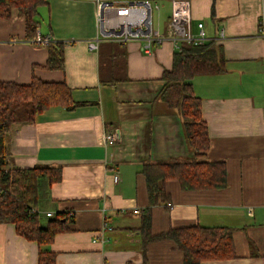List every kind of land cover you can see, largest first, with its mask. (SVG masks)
<instances>
[{
	"label": "crops",
	"instance_id": "0c3cea01",
	"mask_svg": "<svg viewBox=\"0 0 264 264\" xmlns=\"http://www.w3.org/2000/svg\"><path fill=\"white\" fill-rule=\"evenodd\" d=\"M44 2L38 32L66 43L63 68L44 67L47 47L25 39L24 17L11 8L0 18V80L64 82L82 103L70 111L51 108L7 135L8 168L60 167L58 182H39L37 208L42 220L47 212H66L70 230L56 233L45 248L54 264H182L173 240L143 245L138 231L148 204L143 163L193 154L178 112L158 98L173 42L165 39L150 53L138 41H102L92 50L87 40L98 34L95 2ZM156 5L153 28L164 33L170 4ZM198 22L225 58L224 71L195 75L191 83L207 124L206 158L225 162L227 184L182 190L167 181L169 200L150 209V231L228 227L232 256L200 264H264V0H191L193 33ZM39 248L12 223H0V264H38Z\"/></svg>",
	"mask_w": 264,
	"mask_h": 264
},
{
	"label": "trees",
	"instance_id": "16d2710c",
	"mask_svg": "<svg viewBox=\"0 0 264 264\" xmlns=\"http://www.w3.org/2000/svg\"><path fill=\"white\" fill-rule=\"evenodd\" d=\"M43 5V0H0V18H8L11 8L18 9L24 17L25 39L33 40ZM65 44L55 40L47 44L45 68H63ZM175 50L171 69L162 72L164 85L158 98L167 108L178 112L187 148L193 154L188 159L143 163L140 172L145 178L148 204L138 231L143 245L153 239L168 238L183 253L182 264H200L205 259L232 256L231 229L192 225L152 235L149 211L168 202L167 181H176L182 190L220 189L227 184L225 162L206 158L210 144L207 124L201 115V100L191 83L195 75L224 71L225 58L221 45L212 40L202 44L181 42ZM80 105L71 98V90L64 82H46L35 77L28 84L0 80V223H12L19 235L38 243V264H54V255L45 246L56 233L70 230L71 218L66 212L42 220L44 216L37 208L39 182H58L61 170L53 166L8 168L7 135L12 128L33 122L37 115L51 108L70 111Z\"/></svg>",
	"mask_w": 264,
	"mask_h": 264
},
{
	"label": "built area",
	"instance_id": "2783aa9c",
	"mask_svg": "<svg viewBox=\"0 0 264 264\" xmlns=\"http://www.w3.org/2000/svg\"><path fill=\"white\" fill-rule=\"evenodd\" d=\"M48 1V0H43ZM96 4L98 34L87 40V47L96 50L99 42L112 41L125 43L138 41L143 53H150L155 46L165 39L173 42L175 49L181 42L202 44L207 42L203 24L198 22L197 33L191 31V0H167L170 4L169 20L166 30L161 33L153 28V8L158 0H92ZM264 33V31H263ZM223 30L219 36H223ZM32 43L46 46L52 40L43 37L37 31ZM114 135H107L112 141ZM117 176H114V180ZM51 216V212L46 213Z\"/></svg>",
	"mask_w": 264,
	"mask_h": 264
},
{
	"label": "rangeland",
	"instance_id": "374dc122",
	"mask_svg": "<svg viewBox=\"0 0 264 264\" xmlns=\"http://www.w3.org/2000/svg\"><path fill=\"white\" fill-rule=\"evenodd\" d=\"M157 15H158V12L156 10H153V16H154V19L157 18ZM56 41V40H55ZM47 46V45H46Z\"/></svg>",
	"mask_w": 264,
	"mask_h": 264
}]
</instances>
